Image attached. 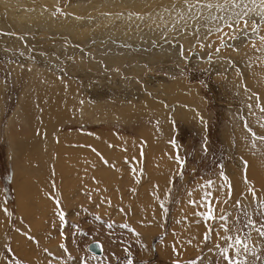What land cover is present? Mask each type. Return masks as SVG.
Returning <instances> with one entry per match:
<instances>
[{
	"label": "rangeland",
	"instance_id": "rangeland-1",
	"mask_svg": "<svg viewBox=\"0 0 264 264\" xmlns=\"http://www.w3.org/2000/svg\"><path fill=\"white\" fill-rule=\"evenodd\" d=\"M40 1L34 5L26 0H16V4L0 1V264H31L32 261L23 254L24 248H34V261H38L32 264H127L128 259H132L133 264H173L177 260L180 264H188L189 261L200 264L201 257L205 258L203 264H214L218 251L213 244L219 243L224 247L227 243L215 233L208 242L204 241L203 235L202 244H198L202 248L199 251L196 248L185 260H179V251L172 253L171 250L173 255L178 253L174 255L176 258L166 257V241L172 231L177 232V217L181 218L177 227L179 233L185 227L201 228L196 226L197 223L193 227L186 224L189 216L192 219L191 214L199 209L198 205L196 209L189 202L195 196L188 194L193 185L213 180L220 188L223 186L224 192L229 188L231 177L226 169L232 175H238L240 171L245 173L254 162L257 164V160L261 166L257 165V168H261L264 174V139H261L264 138V111H261L264 108V13L261 11L255 16V12L249 16L242 13H247L256 4L261 8L260 0H255V4L252 0H232L228 3L221 0L220 5L216 0H194L192 5H188L192 8L190 11H184L185 7L179 9L182 0H177V3L175 0H164L165 10L162 6L160 14L154 10L151 13L148 9L143 10L151 5L148 3L150 0ZM52 2L56 3V7H52ZM209 4L211 8L207 6ZM72 7L89 13L86 18L83 17L84 22L80 19L82 22L79 23L70 17L68 11ZM120 7L133 13L119 12ZM114 8L116 11H112ZM99 9L108 11L98 14ZM7 10L16 12L17 17L21 16L14 20V17L4 15ZM238 11L244 16L239 22L241 27L234 15ZM43 13L49 14L43 18L48 24L44 20V26H41L42 21L40 25L37 22ZM211 16L217 19L212 21ZM188 17H192L190 21H195L194 26L189 25ZM229 17L233 25L230 29L225 23ZM245 20L248 21V28H245ZM217 21L223 23L217 26ZM57 22L64 24L55 27ZM79 24L85 27L81 30ZM223 25L224 33L214 31L215 27L222 28ZM118 27H121L120 30ZM106 29H110L109 32ZM208 29L214 30L208 34ZM233 36L237 38L233 39ZM49 92L53 93L52 96L48 95ZM42 98H48L55 109L60 104L58 111L66 108L68 117L55 122L56 116L41 112L45 121L41 125L42 119L36 117V111ZM58 111L60 114L61 111ZM146 135L162 143L166 153H170L173 164L171 172L165 175L168 186H154V180L148 184V177L140 182L148 172L131 169L127 163H122L132 152L126 150H140L139 153L145 154L142 162L145 158L151 159V163L159 160L151 155V149L146 150L143 145L147 144ZM172 140L176 141L175 145L170 142ZM119 141L126 142L124 149L114 146ZM23 150H27V154L30 150L88 154L86 156L89 160L91 158V163L101 164L91 169L96 179L100 175L101 181L105 182L102 185L92 177L85 178L87 173L82 169L76 172L81 175L77 174L74 196H81L78 201L82 200L79 203L83 206L76 217L73 216V221L69 220V215L60 208L63 204L61 199L53 200V197L48 201L49 204L52 202L51 209L43 202L45 197L39 192H43L45 187V193L53 191L56 186L39 166L32 167V162H19L20 151L22 153ZM177 153L186 159L182 177L177 175L181 171L176 161ZM31 158L36 159V155L31 154ZM251 158L254 161L251 162ZM71 159H66L69 160L66 162H74ZM75 159L81 160L78 157ZM26 166L32 169L28 170ZM75 166L79 167L78 161ZM116 167L121 175L116 174ZM70 169L72 172L75 170L73 166ZM221 171L227 180L220 176ZM33 174L34 179L31 177ZM117 175L120 176L118 181ZM19 176H26L31 184L38 179L43 180L34 190L39 191L40 203L46 204V211L61 209L60 213L64 216L63 220L60 215L56 220L47 217V225L50 228L55 225L57 236L54 231H51L53 234L46 232L43 218L36 209L35 197L28 198L26 210L17 207L15 187L18 185L15 180H21ZM60 184L64 186L65 194L72 188L71 178L60 181ZM253 186L255 191L250 198L249 195L242 198L241 194L233 198L231 193V200L228 192V197L222 199L227 203L221 202L216 206L217 202L213 200L217 212L224 209L233 213L234 218L237 213L233 206L239 200V207L248 212L256 222V228H261L264 216L259 214L264 212V181L261 185L255 182ZM145 187H153L149 190L152 199L145 196L138 198L139 190ZM169 188L171 192L167 191ZM92 193L102 201L98 202V208L97 203L92 201L95 198ZM32 194L35 195L34 192ZM23 198L21 201L26 202V197ZM192 199L195 201L196 198ZM121 200L131 204V215L125 208H116L123 203ZM161 203L167 208L166 212ZM208 222L204 225L206 232L212 224ZM109 224L113 226L109 228ZM244 233L251 234L250 238L242 234L249 251L244 253L241 249L239 259L244 264H264V237H260L253 228L244 229ZM48 234L52 236L48 237ZM38 239L47 240L46 244L52 241L53 250L46 244L41 245ZM171 241L174 243L173 238ZM92 242L102 244V256L88 251L87 247ZM209 248L213 250L209 252ZM160 251L163 255L166 253L165 256ZM229 255H234L233 249H230Z\"/></svg>",
	"mask_w": 264,
	"mask_h": 264
},
{
	"label": "bare ground",
	"instance_id": "bare-ground-1",
	"mask_svg": "<svg viewBox=\"0 0 264 264\" xmlns=\"http://www.w3.org/2000/svg\"><path fill=\"white\" fill-rule=\"evenodd\" d=\"M0 1H2V2H5V0H0ZM8 1V3H12V4H16L15 3V1L16 0H7ZM31 1V2H30ZM41 2L40 0H26V2H30L31 3V5H34V4H36L37 2ZM43 1V0H42ZM172 1H174V0H172ZM177 0H175V2H176ZM181 1V0H180ZM217 1V3H219L218 5H220V3H221V0H216ZM229 1H232V0H223V2H226V3H228ZM247 1H249V0H247ZM253 1V0H252ZM47 2V1H46ZM46 2H45V5H46ZM56 2V1H55ZM55 2H52L53 4H51L52 5V7H54L55 6ZM132 2V1H131ZM163 2H164V0H155V1H153L152 2V0H150V1H148V3H150L151 5H149V6H147V7H144V11L145 10H149V13H151V11L152 10H154L157 14H160L161 13V7L163 6ZM210 2H214V1H211L210 0ZM244 2H246V1H244ZM251 2V1H250ZM18 3V2H17ZM50 3V2H49ZM48 3V5L50 6V4ZM123 3V2H122ZM167 3V2H166ZM177 3V2H176ZM192 3H194V0H187V3L185 2V0H182L181 2H180V6H181V8H179V9H182L183 7H185L184 8V11H186V10H191L189 7H188V5H192ZM209 3V2H208ZM247 3V2H246ZM95 4H97V3H95ZM94 4V5H95ZM168 4V3H167ZM203 4H204V1H203ZM223 4V3H222ZM236 4V3H235ZM235 4H234V6H235ZM252 4H253V2H252ZM252 4H250V7H251V5ZM20 5V4H19ZM44 5V4H43ZM93 5V6H94ZM102 5V4H101ZM172 5V4H171ZM197 5H199V4H197ZM201 5V4H200ZM247 5H248V3H247ZM22 6V5H21ZM58 6V5H57ZM93 6H91V7H93ZM98 6V5H97ZM96 6V7H97ZM132 6H134V5H132ZM166 6H168V5H166ZM175 6V5H174ZM173 6V7H174ZM177 6V5H176ZM179 6V7H180ZM41 7V6H40ZM56 7V6H55ZM90 7V6H89ZM90 7V8H91ZM100 7V6H99ZM104 7H105V5H104ZM137 7V6H136ZM164 7V6H163ZM238 7V6H237ZM11 8V7H10ZM18 8V7H17ZM16 8V9H17ZM21 8V7H20ZM27 8V7H26ZM25 8V9H26ZM32 8V7H31ZM31 8H30V10H31ZM49 9H50V7H48ZM48 8L46 9V10H48ZM61 8V7H60ZM77 8V7H76ZM76 8H71L69 11H68V13H69V15H70V17H72V18H74L77 22H79V23H81L82 21L81 20H83V22H84V18L83 17H87L88 16V12H82L80 9L78 10V9H76ZM80 8V7H79ZM89 8V9H90ZM101 8H103V7H101ZM106 8V7H105ZM121 8V7H120ZM134 8V7H133ZM201 8V7H200ZM214 8V7H213ZM234 8V7H233ZM240 8V7H239ZM12 9V8H11ZM97 9V8H96ZM178 9V10H179ZM202 9V8H201ZM226 9V8H225ZM254 9V10H253ZM13 10V9H12ZM22 10V9H21ZM34 10V9H33ZM37 10V9H36ZM63 10V9H62ZM92 10V9H91ZM98 10V9H97ZM96 10V11H97ZM101 9H99V12H97L98 14H100V13H103L104 11H106V10H104V9H102L101 11H100ZM119 10V12L121 11V12H125V13H133L132 11H130V10H126V9H122L121 8V10L120 9H118ZM117 10V11H118ZM138 10V9H137ZM142 10V9H141ZM143 10H142V12H143ZM164 10H165V7H164ZM174 10V9H173ZM176 10V9H175ZM230 10V9H229ZM238 10V9H237ZM250 10H252V11H250ZM4 11V10H3ZM28 11V10H27ZM108 11V10H107ZM111 11V10H110ZM109 11V12H110ZM112 11H116V9L114 8ZM188 11V12H189ZM210 11H212L211 9H210ZM236 11V8L234 9V12ZM257 11H258V13H261V8H259V7H257V4H256V6H254V7H251L250 9H249V11L247 12V14H248V16L249 15H251V13L252 12H255V14H253L254 16L255 15H257L258 13H257ZM6 12V11H5ZM30 12V11H29ZM33 12V11H32ZM39 12H41V11H39ZM141 12V13H142ZM170 12V11H169ZM228 12V11H227ZM234 12H232V13H234ZM239 12V11H238ZM16 13V12H15ZM15 13H13L11 10H7V14H4L5 16H12V17H14V20L15 19H18L20 16H18L17 17V15L15 14ZM25 14H26V12H24ZM24 13H23V16H25L24 15ZM34 13V12H33ZM32 13V14H33ZM67 13V12H66ZM67 13V14H68ZM125 13H124V15H125ZM141 13L139 14L140 16H141ZM168 13V12H167ZM208 13V12H207ZM213 13H214V11H213ZM231 12H229V14H230ZM231 13V14H232ZM239 13H241V12H239ZM242 13H245V12H242ZM22 14V13H21ZM27 14H29V13H27ZM31 14V15H32ZM97 14V15H98ZM169 14V13H168ZM203 14V13H202ZM206 14V13H205ZM218 14V13H217ZM221 14V13H220ZM236 14V13H235ZM234 14V15H235ZM1 15V14H0ZM19 15V14H18ZM49 14L48 13H43V14H41V19L37 22L38 24H39V22L40 21H42V22H40V24H42V23H44V20H43V18H45V17H47ZM94 15H95V13H94ZM114 15V14H113ZM152 14H150V16H151ZM169 15H171V12H170V14ZM244 15V14H243ZM36 16H37V14H36ZM65 16V15H64ZM91 16V15H90ZM184 16V15H183ZM185 16H186V14H185ZM207 16V15H206ZM210 16V15H209ZM217 16V15H216ZM220 16V15H219ZM218 16V17H219ZM247 16V15H246ZM66 17V16H65ZM212 17V16H211ZM244 17V16H243ZM131 18V17H130ZM133 18V17H132ZM149 18H151V17H149ZM178 18V17H177ZM190 18H192V17H188L187 18V20H189V25H191V26H194L195 25V21L194 22H192V20L190 21ZM197 18H199V17H197ZM202 18V17H201ZM12 19V18H11ZM23 19V18H22ZM29 19V18H28ZM31 19V18H30ZM47 19V18H46ZM67 19H69L68 17H67ZM71 19V18H70ZM81 19V20H80ZM90 19V18H89ZM94 19V18H93ZM105 19V18H104ZM107 19V18H106ZM111 19V18H110ZM117 19V18H116ZM144 19V18H143ZM180 19V18H179ZM91 20V19H90ZM99 20V19H98ZM112 20V19H111ZM125 20H127V19H125ZM195 20V19H194ZM25 21H26V16H25ZM28 21H30V20H28ZM46 21V20H45ZM60 21H61V19H60ZM81 21V22H80ZM136 21V20H135ZM134 21V22H135ZM179 21V20H178ZM202 20H200V22H201ZM232 21V20H231ZM22 22V21H21ZM92 22V21H91ZM113 22V21H112ZM132 22H133V20H132ZM136 22H139L140 23V21L138 20V21H136ZM180 22H181V20H180ZM179 22V23H180ZM219 21H217V23H218ZM31 23V22H30ZM36 23V22H35ZM54 23H55V21H54ZM73 23V22H72ZM101 23H102V21H101ZM103 23H105V22H103ZM124 23V22H123ZM122 23V24H123ZM139 23H137V24H139ZM162 23V22H161ZM184 23V22H183ZM223 23V21H220L218 24H217V26L218 25H220V24H222ZM39 24V25H40ZM46 24H48L47 23V21H46ZM62 24H64L63 22H57L54 26L55 27H61L62 26ZM82 24H84V23H82ZM96 24V23H95ZM97 24H99V23H97ZM197 24V23H196ZM235 24V23H234ZM53 25V24H52ZM51 25V26H52ZM85 25V24H84ZM83 25V28L86 26H84ZM106 25V24H105ZM41 26H44V24H42ZM40 26V27H41ZM48 26V25H47ZM50 26V25H49ZM74 26V25H73ZM79 26H80V24H79ZM82 26V25H81ZM80 26V27H81ZM121 26V25H120ZM123 26H124V24H123ZM132 26V25H131ZM135 26V25H134ZM30 27V26H29ZM122 27V26H121ZM120 27V28H121ZM128 27V26H127ZM130 27V26H129ZM161 27V26H160ZM173 27V26H172ZM239 27H241V25L239 24ZM82 27H81V30L83 29ZM100 28V27H99ZM109 28H110V26H109ZM113 28V27H112ZM119 28V27H118ZM120 28H119V30H120ZM124 28V27H123ZM137 28V27H136ZM162 28V27H161ZM213 28V27H212ZM215 28H217V27H215ZM219 28L221 29V32H223L222 30L224 29V25H223V27L221 28V26H219ZM248 28V27H247ZM63 29V28H62ZM65 29H66V27H65ZM69 29H70V27H69ZM68 29V30H69ZM76 29V28H75ZM74 29V30H75ZM101 29V28H100ZM127 29V28H126ZM164 29V28H163ZM177 29V28H176ZM230 29V28H229ZM239 29V28H238ZM80 30V31H81ZM89 30V29H88ZM107 30V29H106ZM109 30L110 29H108L107 30V32H109ZM124 32H125V30L124 29H122ZM209 30V29H208ZM214 30V29H213ZM225 30V29H224ZM262 30V29H261ZM104 31H105V29H104ZM145 31V30H144ZM215 31V30H214ZM64 32V31H63ZM83 32V31H82ZM88 32V31H87ZM94 33H96L95 31H93ZM111 32H113L112 30H111ZM128 32V31H127ZM218 32H220V31H218ZM225 32V31H224ZM223 32V33H224ZM75 33V32H74ZM78 33V32H77ZM90 33L91 32H89V35H90ZM153 33H154V31H153ZM262 33H264V32H262ZM73 34V33H72ZM82 34V33H81ZM209 34V33H208ZM74 35H76V33L74 34ZM73 35V36H74ZM91 35H92V33H91ZM216 35H217V33H216ZM219 35V34H218ZM222 35V34H221ZM81 36V35H80ZM215 37H220V36H215ZM77 38V37H76ZM80 38V37H79ZM221 38V37H220ZM84 39V38H83ZM67 41V40H66ZM72 43V42H71ZM259 78V77H258ZM63 91V89H60V91ZM50 94V96H52V94L53 93H48V95ZM46 95V94H45ZM41 98V97H40ZM41 101V100H40ZM57 101V100H56ZM58 103H59V101H57ZM186 102V101H185ZM52 104H53V102H52ZM57 103L55 102V105H56ZM54 105V104H53ZM60 105V104H59ZM58 105V108H54L52 105H51V103H50V100L48 99V98H42V102H40L39 103V106H38V108H37V111H36V117H38L39 118V120H41L42 119V121H41V125H44V119L42 118L43 116H41V112L45 115V112L46 113H50V116L51 115H53V116H56V118H54V121L56 122V121H58V120H63V119H65V118H67L68 117V112H67V110H66V108H64V107H62L61 109H60V111H61V113L60 114H58L57 113V111H58V109L60 108V106ZM56 107V106H55ZM60 111H58V112H60ZM82 112V111H81ZM83 115V114H82ZM53 118V117H52ZM59 122V121H58ZM51 123V122H50ZM97 123V122H96ZM46 124H48V122H47V120H46ZM150 137V138H149ZM153 138V137H152ZM146 139H147V144H143V145H145L146 146V150H148L147 148H149V149H151V155L155 158V159H159V160H153L152 162L153 163H151L150 162V160L149 159H147V158H145V160H144V162H142L141 160L143 159V157H144V155L145 154H143L142 152H140L139 153V151L140 150H126V151H132L131 153H129L130 155H129V158L127 159V160H125V161H123L122 163H127V165H129V168H131V169H136V170H146L148 173H147V175L146 176H144V177H141V180H140V182L141 181H143V179H147V177H148V184H151V181L152 180H154L155 181V185L154 186H157V187H161V186H168V184H169V182H168V184H167V182H166V180H165V175H166V173L168 172V171H170V168H171V164H173L172 163V160H171V156H170V153H169V151H168V153H166L167 151L166 150H164L163 149V144L162 143H160V142H158V141H155V140H152L151 139V136H148V135H146ZM85 141V140H84ZM87 141V140H86ZM28 142V141H27ZM31 143V142H30ZM126 142H122V141H119V142H117V144L116 145H114V146H117L118 148H122V149H124L125 147H126V144H125ZM27 144V143H26ZM158 144H160V145H158ZM128 145V144H127ZM134 145V144H133ZM143 145H142V148H143ZM241 145V144H240ZM244 145V144H243ZM26 146V145H25ZM108 146V145H107ZM22 147H24V146H22ZM128 147V146H127ZM244 147V146H243ZM20 148V147H19ZM19 148H18V150H19ZM26 148V147H25ZM24 148V149H25ZM22 150V149H21ZM117 152H118V150H116ZM121 151H125V150H121ZM27 150H23L22 151V153H21V151H20V156H19V162L21 161V163H22V161L23 162H32V167H38L39 169H42V171L44 172V170H45V173H47L48 174V180L50 179V180H52L53 181V184H55V186H56V189L55 190H53V191H47V193H45V191L44 190H46V187L45 188H43V192H39L40 194H41V196H42V193H43V195H44V197H45V201H43V202H45L47 205H48V208H50V205L52 204V202H50V204L48 203V201H50V200H52V198L53 197H55V198H53V200H57V199H61V203H63V204H61V209L63 210V212H65V214L68 216V219L69 220H72L73 221V216H75L76 214H77V211H81L80 209L82 208V206H83V204H81V203H79V202H83L82 200H80V201H78L79 199H80V197H78V198H76L75 196H74V193H75V188H76V182H77V176H79V175H81V174H79V173H77V174H79V175H77L76 174V172H80L81 171V169L82 170H84V171H86V173H87V175L86 176H84L85 178L86 177H92V179L94 180V181H100V184H102L103 185V183L105 182L104 180H102L101 181V179H100V175L98 176V178L96 179V177H95V175H94V173L95 172H93V170H91V169H93V168H95V167H98V165L100 164H96V163H91V158H90V160L88 159L89 158V156H86V155H88V154H86L85 156H84V154L82 153H78L77 155H75L73 152H56V151H53V150H30V153H28L27 154ZM148 152H150V151H148ZM96 153V152H95ZM99 153V152H98ZM120 153H122V152H120ZM31 154H35L36 155V159H33V158H31ZM69 155H71V156H73V157H71V156H69ZM91 155H92V153H91ZM93 155H94V153H93ZM92 155V156H93ZM96 155H98V154H96ZM105 155V154H104ZM103 155V156H104ZM109 155V154H108ZM112 156V155H111ZM140 156H142V157H140ZM78 157V159H81V160H76L75 158H77ZM97 156H94V158H96ZM107 157V156H106ZM128 157V156H127ZM151 157V156H150ZM74 159L73 161L74 162H72V163H67L66 161H69V160H66V159ZM112 158H114V157H112ZM112 158H111V160H112ZM123 158V157H122ZM72 159L70 160V161H72ZM97 159V158H96ZM110 159V158H109ZM100 160V159H99ZM122 160V159H121ZM76 161H78L79 162V167L78 166H75V162ZM95 161V160H94ZM114 161V160H113ZM252 161H254V159H252L251 158V162ZM93 162V161H92ZM20 163V164H21ZM255 163V162H254ZM252 164V166H250V170H247L248 172H245V173H243V171H240L241 173L239 174L238 173V175H235V174H237V173H235L234 175H232L231 174V172L229 171V170H227L226 169V171H227V174L228 175H231V177H230V186H231V193L233 194V198L235 197V195H239V194H241L242 196V198H244V197H246V196H248L249 195V198L254 194V191H255V186H253V184H255V182L256 183H260V185L263 183V181H264V174L262 173V171L260 170L261 168H259V167H261L260 166V163L258 162V160H257V164ZM257 165L259 166L258 168H257ZM23 166V165H22ZM70 166H73L74 168H75V170H73V172H72V169H70ZM92 166V167H91ZM100 166H101V164H100ZM244 166V165H243ZM27 167V166H26ZM32 167H29V168H31L32 169ZM91 167V168H90ZM241 167H242V165H241ZM28 168V167H27ZM28 168V170H31V169H29ZM88 170H90L91 172H88ZM104 170V169H103ZM245 170V169H244ZM96 171V170H95ZM98 171V170H97ZM123 171V170H122ZM136 172V171H135ZM171 172V171H170ZM34 173V172H33ZM119 174V175H121L120 173H121V171L118 169V167H116V174ZM246 173H248V174H246ZM97 174H99V172L97 173ZM89 175H91V176H89ZM135 175V174H134ZM20 177V179L21 180H19V179H17V180H15V184H16V186L17 187H15L16 188V196H17V207L19 208L20 206H21V208H24L25 210H26V207H25V205H27V200H28V198H29V200H30V198H34L35 197V199H36V202H37V205H36V209H38L37 211L40 213V216H42V218H43V220L42 221H44V222H42L43 224H44V227H45V229H47L46 230V232H48V233H51V234H53L56 230V228H55V225L54 226H52V228H50V226L49 225H47V223H48V219H47V217H49V216H51V220H56V218H58V215H60V210L61 209H56V210H47L46 211V208H44V206L46 205V204H42L43 202H41L40 203V201H41V196L38 194V192H35L34 190L36 189V187H38L39 186V181H42L43 182V180H40V179H38V181H33L32 182V184H31V182H30V180L28 181L27 179H26V176L24 177V176H19ZM32 177V179H34V174L31 176ZM30 177V178H31ZM68 178H71V180H72V188H71V190H69V192L67 193V194H65V192H64V186L63 185H61L60 184V181H62V180H64V179H68ZM103 178V177H102ZM119 178H120V176H116V180L118 181L119 180ZM108 179V178H107ZM110 179V178H109ZM19 180V181H18ZM47 180V181H48ZM169 181V180H168ZM247 181V182H246ZM82 182V181H81ZM109 182V181H108ZM158 182V183H157ZM205 182V181H204ZM218 182H220V181H218ZM48 183H46V185H47ZM198 184H204L203 182H198V183H196L195 185H193L191 188H190V191H191V195L193 196L194 194H195V196H193L194 198H196L195 199V201H199L200 199H201V196H202V193H203V191H205V190H208V191H212L213 192V200H215V203H216V197H219L220 199H221V201H222V199L224 198V196L225 197H228V196H226V193H228L229 192V188H226L225 190H224V192L222 191V188H220V186L218 185V183L216 182V183H214V185H213V188L212 189H199V188H197V185ZM227 184V183H226ZM138 185V184H137ZM228 185H229V183H228ZM227 185V186H228ZM120 186V185H119ZM150 186H153V185H150ZM225 186V185H224ZM257 186V185H256ZM259 186V185H258ZM257 186V187H258ZM86 187V186H85ZM260 187V186H259ZM258 187V188H259ZM29 188H31V189H29ZM39 188V187H38ZM150 189H153V187H149ZM29 189V190H28ZM138 189V188H137ZM150 189H148V187L146 188L145 187V189H140L139 191V194L137 195L138 196V198L140 197V196H145L146 198H150V199H152L153 197H149V195H150ZM28 190V191H27ZM254 190V191H253ZM30 191V192H29ZM82 191V190H81ZM160 191V190H159ZM32 192H34L35 193V195L34 194H32ZM83 192V191H82ZM153 193H154V191H152ZM157 193V192H156ZM231 194V195H232ZM60 195V198H58V196ZM155 195V193L153 194V196ZM160 195V194H159ZM188 195V194H187ZM15 196V197H16ZM26 197L25 198V201L26 202H23V200L21 201V198L22 199H24L23 197ZM92 196H93V198L95 197V195H94V193H92ZM63 197V198H62ZM165 197V196H164ZM189 197V196H188ZM192 197V198H193ZM232 197V196H231ZM190 198V197H189ZM191 198V200L190 201H193V199ZM233 198L231 199V200H233ZM264 198V197H263ZM161 199V198H160ZM228 199V198H227ZM19 200H20V202H19ZM158 200V199H157ZM162 200H163V197H162ZM35 201V200H34ZM78 201V202H77ZM93 202H96L97 203V205H96V207L98 208V202L99 201H101V199H99V198H97V197H95L94 198V200H92ZM123 203H121V205L119 206V207H116V208H119L120 210H121V208H125L126 210H128V215H131V211H132V208H131V204L129 205V204H127L125 201L126 200H121ZM224 201V200H223ZM246 201V200H245ZM102 202V201H101ZM162 202V201H161ZM125 203V204H124ZM144 203H146V202H144ZM155 203H156V201H155ZM155 203H154V205H155ZM158 203V202H157ZM156 203V204H157ZM221 203V202H220ZM220 203H216V206H217V204L218 205H220ZM223 203V202H222ZM118 204V203H117ZM127 204V205H126ZM230 204V203H229ZM94 205V204H93ZM101 206V205H100ZM46 207V206H45ZM73 207V208H72ZM81 207V208H80ZM143 207V206H142ZM141 207V208H142ZM196 209H197V205H195L194 206ZM198 208L200 209V207H199V205H198ZM35 209V208H34ZM45 209V210H44ZM76 209H78V210H76ZM135 209V208H134ZM138 209V208H137ZM199 209H198V211H199ZM20 210V209H19ZM61 210V211H62ZM195 210V209H194ZM34 211H36V210H34ZM145 211V210H144ZM196 211V210H195ZM146 212V211H145ZM62 213V212H61ZM81 213V212H80ZM191 213V212H190ZM196 213V212H195ZM25 214V213H24ZM27 214H28V212H27ZM26 214V215H27ZM30 214H32V213H30ZM118 214V213H117ZM149 214V213H148ZM178 215V214H177ZM191 215H193L192 216V219L190 218V216H189V218H188V222L186 223L187 224V226L189 225V226H191V227H193L194 226V224L195 223H197V225L196 226H200L201 228L200 229H196L195 227V229H191V228H186L185 226V229H181L182 231H180V233H179V231H178V229H177V227H178V225L179 224H181V220H179V219H181V218H178L177 217V219L175 220L176 222H175V225H177V227H175V230L177 231V232H175V231H172L171 232V237L169 238V240H167L166 241V244H168V247H167V249H168V251L166 252L167 253V256L166 257H169V256H171V258L174 256V255H177V253L176 254H171V250H172V253H173V245H175V247H176V252H178L179 251V253H180V256H181V258L179 259V260H185V258H187L190 254H192L193 252H195L196 251V248H198V251L202 248V247H198V244L199 243H201L202 244V237H203V235H205V233H206V231L207 230H204V228H205V224H206V222L203 220V219H201L200 217H198V216H196L195 214H191ZM25 217V216H24ZM33 217V216H32ZM76 217V216H75ZM30 218H31V216H30ZM1 219V218H0ZM75 219V218H74ZM148 219V218H147ZM160 219V218H159ZM33 220V219H32ZM45 220L47 221L46 223H45ZM144 220V219H143ZM187 220V219H186ZM37 221H39V220H37ZM37 221H34V222H37ZM56 222V221H55ZM28 223V222H27ZM57 223V222H56ZM55 223V224H56ZM143 223V222H142ZM208 223H211L210 221L208 222ZM31 224V223H30ZM34 224V223H33ZM40 224V223H39ZM29 226V225H28ZM59 226H61L60 224H59ZM188 226V227H189ZM198 226V227H199ZM30 227V226H29ZM134 227V226H133ZM38 228V227H37ZM36 229V228H35ZM173 229V228H172ZM32 230V229H31ZM37 230V229H36ZM49 230V231H48ZM55 230V231H54ZM180 230V229H179ZM38 231V230H37ZM51 231H54L53 233L51 232ZM55 233H57V232H55ZM31 234V233H30ZM36 234V233H35ZM33 236H34V233L32 234ZM39 235V234H38ZM46 235V234H45ZM49 235V234H48ZM56 236L58 235V233L57 234H55ZM50 236H52V235H49L48 237H50ZM35 237H37V236H35ZM53 237H54V235H53ZM173 238V242L174 243H172V241H171V239ZM214 238V237H213ZM46 240V239H45ZM38 241L40 242V244L42 245V244H46V241H41V240H39L38 239ZM189 241H191L190 243H189ZM52 242V241H51ZM51 242L50 243H47L46 245H48L49 246V249H51V250H53V248H52V244H51ZM171 242V243H170ZM214 243V242H213ZM52 245V246H51ZM166 246V245H165ZM33 247V246H32ZM39 247V246H38ZM37 247V249H39ZM55 247V246H54ZM23 249V248H22ZM33 249L34 248H31V249H28V248H24L23 249V254L27 257L26 259H30L32 262H30L31 264L32 263H35V262H37L38 260H36V261H34V259H35V255H34V252H33ZM160 249V248H159ZM16 250V249H15ZM18 250H20L19 248H18ZM191 250H193L192 252H191ZM195 250V251H194ZM38 251V250H37ZM230 251V250H229ZM18 253V252H17ZM41 253V252H40ZM43 253V252H42ZM161 255H163V252H159ZM165 253V254H166ZM20 254V253H19ZM39 254V253H38ZM55 254V253H54ZM165 254L163 255V256H165ZM160 255V256H161ZM21 256V255H20ZM25 256H23V257H25ZM179 257V256H178ZM174 258H176L175 256H174ZM37 259H38V257H37ZM173 259V258H172ZM171 259V260H172ZM29 260V261H30ZM26 261V260H25ZM75 264V263H74Z\"/></svg>",
	"mask_w": 264,
	"mask_h": 264
},
{
	"label": "snow or ice",
	"instance_id": "snow-or-ice-1",
	"mask_svg": "<svg viewBox=\"0 0 264 264\" xmlns=\"http://www.w3.org/2000/svg\"><path fill=\"white\" fill-rule=\"evenodd\" d=\"M185 2L187 3V0H185ZM253 3L255 4V0H253ZM207 6L209 8L212 7L211 4H209ZM260 7L262 10V13H264V0H260ZM250 11H252V10H250ZM258 14H260V13H258ZM244 15L246 16L247 13H244ZM235 17H236V23L238 25L240 20L243 19V16H241L240 13H236ZM262 18H264V15H262ZM216 19H217V17H215V16L211 17L212 21H215ZM220 19H224V18L220 17ZM231 19L232 18L229 17L228 20L225 21V23L227 24V26L229 28H231L233 26L232 23L229 22ZM244 24H245V28H246L248 21L245 20ZM253 27L255 28V22L254 21H253ZM208 31H209V34H211L213 29H209ZM215 31H221V29L219 27H217V28H215ZM241 31H242L243 35H246V33H243V30H241ZM232 38L236 39L237 37L233 36ZM262 39H264V37H262ZM221 46L223 47L224 44L222 43ZM201 47H203V45H201ZM209 47H211V45H209ZM216 51L219 52L220 49L217 48ZM180 54L183 56V51H181ZM209 60H211V57H209ZM257 99H259V98L257 97ZM257 106L259 107V104ZM249 108H251V105H249ZM261 111H264V108H261ZM245 126L247 127V125H245ZM253 135H255V134L253 133ZM261 139H264V138H261ZM170 142L173 145L176 144L175 140H172ZM205 144H206V142H205ZM204 150L205 151L207 150L206 146H205ZM93 151H95V149H93ZM176 161L180 165V168H181V171L178 172L177 175H180L182 177V175H183L182 169L184 167V164L186 163V159L182 158L179 155V153H177ZM220 167L222 168L223 166L220 165ZM220 176L224 177L225 180H227V177L225 176L223 171L220 172ZM214 183L215 182L213 180H207L204 182V184H198L197 188H199V189H212ZM222 187L223 186L221 185V188ZM229 189H230L229 190V199H231V186L230 185H229ZM167 191L171 192L172 189L169 188ZM188 194L191 195V191H189ZM215 199H216L217 203H220V202L227 203L228 202V201H221V199L219 197H216ZM189 202L192 203L194 206L199 205L200 208L205 209L204 211H197L195 213L196 216L200 217L205 222H208V221L212 222V224L209 225V231L206 232L204 235V241L205 242L210 241L212 233H215L216 236L220 240L227 242L226 246H224V247H221L219 243L213 244V248H215L218 251V258L216 260H214V264H224V262H227V264H244V262L239 259V257L241 256V249L243 250L244 253H247L249 251V249H248V245L246 243H244L242 240V234L244 235L245 238H250V235H251L250 233H244V229L253 228V229H255V231L258 232L260 237H264V230H261V228H264V224L261 225V228H256V222L251 218V216L248 214V212L239 207V205L241 203L239 200H237L235 205L233 206L236 210V213H237L234 218H233V213L225 212L224 209H220L219 212H217L215 204L213 203V192L212 191L205 190V191H203L201 199L199 201H189ZM161 208L165 212L167 211V208L165 207V205L163 203H161ZM259 215L264 216V212L260 213ZM60 219L61 220L64 219L63 213H60ZM97 219H99V217H97ZM112 226H113L112 224L108 225L109 228H111ZM124 226L127 227V225H124ZM221 232H223V235L221 234ZM190 242L191 241H189V243ZM61 247H63V245ZM230 249L234 250V255H232V256L229 255ZM212 250H213L212 248H209V252H211ZM173 251H174V253L176 252L175 245H173ZM204 259H205L204 257H201L200 264H203ZM127 264H133L132 259H128ZM173 264H180V262L177 260V261H174ZM188 264H196V261H189Z\"/></svg>",
	"mask_w": 264,
	"mask_h": 264
},
{
	"label": "water",
	"instance_id": "water-1",
	"mask_svg": "<svg viewBox=\"0 0 264 264\" xmlns=\"http://www.w3.org/2000/svg\"><path fill=\"white\" fill-rule=\"evenodd\" d=\"M88 251L96 256H101L103 253V248L101 243L99 242H92L87 247Z\"/></svg>",
	"mask_w": 264,
	"mask_h": 264
}]
</instances>
